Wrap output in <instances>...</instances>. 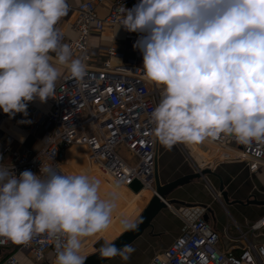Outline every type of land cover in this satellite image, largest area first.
<instances>
[{
    "label": "clouds",
    "instance_id": "9594fccd",
    "mask_svg": "<svg viewBox=\"0 0 264 264\" xmlns=\"http://www.w3.org/2000/svg\"><path fill=\"white\" fill-rule=\"evenodd\" d=\"M119 12L120 27L141 34L133 48L143 55L144 78L160 90L150 122L161 145L222 135L264 142V0H139ZM68 13V0H0V110L10 118L54 98L53 61L87 88L86 64L72 58L56 27ZM58 167L43 163L40 175L19 177L0 167V238L27 244L46 234L62 240L55 264H85L82 238L109 227L114 203L100 198L98 180ZM133 251L108 241L97 250L122 264Z\"/></svg>",
    "mask_w": 264,
    "mask_h": 264
},
{
    "label": "built area",
    "instance_id": "2783aa9c",
    "mask_svg": "<svg viewBox=\"0 0 264 264\" xmlns=\"http://www.w3.org/2000/svg\"><path fill=\"white\" fill-rule=\"evenodd\" d=\"M104 3L111 6L108 14L100 19L95 11L98 5ZM138 3L139 0H95L80 4L73 28L78 34L76 40L68 41L58 22L56 27L62 33L61 43L69 45L72 58L83 54L88 73L87 88L82 89L70 72L60 75L54 98L46 101L51 108L41 123L43 136L39 138V147L29 146L20 151L4 147L0 167L12 170L17 177L25 170L40 175L43 163L54 167L59 165L57 170L68 173L67 152L80 148L92 164L110 175L118 185L128 188L138 182L143 190L155 194L158 139L152 132L150 114L159 103L160 90L144 78L143 66L138 64L143 62L142 53L136 49V60L115 65L110 58L116 57L117 52L110 47L107 49L108 60L99 67L88 66L92 36L106 29L119 28V9L123 6L131 9ZM119 29L133 44L141 35L128 32L123 26ZM30 107L28 103L27 122L31 126L30 133H35L39 129L35 123L38 112ZM204 142L223 148L234 160L247 163L252 173L264 166V142L253 141L244 145L237 143L234 137L223 135ZM177 145L186 150L183 143ZM124 151L131 159H137V163L125 160ZM208 189L219 198L212 189ZM221 205L226 210L222 202ZM262 221L264 216L248 225L246 230L238 228L241 246L222 251L220 235L204 219H198L189 223L185 232L168 248L156 253L148 264H264V244L255 242L264 231ZM58 243L62 240L51 239L46 234L35 236L27 244H14L0 238V249H16L41 264L50 253L57 255ZM18 253L10 254L0 264H21Z\"/></svg>",
    "mask_w": 264,
    "mask_h": 264
},
{
    "label": "crops",
    "instance_id": "0c3cea01",
    "mask_svg": "<svg viewBox=\"0 0 264 264\" xmlns=\"http://www.w3.org/2000/svg\"><path fill=\"white\" fill-rule=\"evenodd\" d=\"M87 1L95 0H68L69 13L60 20L59 25V28L65 32L68 41L76 40L78 37V34L73 30L78 17L76 10L80 4ZM110 6V3L98 5L95 11L96 16L100 19L104 18L108 14ZM110 47L115 48L117 52L116 57L110 58L113 64L117 65L125 61L136 60V49L133 48V43L126 40L124 32L118 28L106 29L99 34H94L90 39L88 53L91 56V60L88 63V66L99 67L108 60L107 49ZM76 58L83 61V54L73 57V59ZM53 63L60 72V75H66L70 72L66 66L59 65L55 63V61H53ZM142 63L143 62H138L140 65H142ZM29 103L31 104L30 108L35 109L38 112V116L35 118V123L38 124L39 129L36 130L35 133L34 131L33 133H30L31 126L27 122L29 115L25 117L22 113H17L14 117L10 118L9 115L0 110V160L4 159L1 157V152L6 146H10L17 151L23 150L25 147L29 146L39 147V138L43 136L41 123L44 122V115L49 112L51 105L48 102L41 103L39 100H34ZM157 148L156 169L158 171L161 186H166L167 184L185 176L197 174V172H194V174H192L193 172H181L175 180L174 178L171 179L174 175L164 169L166 165L163 164V162L170 158L173 159V156L177 153L178 149L176 146L169 148L170 150L164 149V146L161 145L159 141ZM165 153H167V158L165 157V159H162L161 161V158ZM221 157L224 159L223 156ZM220 158H218L219 160H214V163L221 161ZM169 162L171 161H166V163ZM220 163L222 164L213 167L214 170L212 169V171L214 174L211 176L218 180L220 190L221 187H225V182L230 184V191L227 190L226 192L227 200L230 201V209L226 206L225 210L222 206H219L214 202L213 196L209 194L210 190L208 187L207 190L209 192L206 190L204 184L198 179L186 182L169 192L165 198L167 208L152 221L151 226L138 240L135 241L136 248L151 249L153 250L152 254L155 252V249L159 250L158 252L165 250L178 236L185 232L189 223H193L198 219H204L213 231L220 235L221 239L219 246L222 251L241 246L238 238V228L246 230L248 225L258 221L264 216V166H260L252 173L247 167V163L245 164L238 160ZM224 168L226 169L224 170V173H222ZM161 170L162 172H160ZM241 174H245L246 179H238ZM98 176L99 178L102 177L101 175ZM252 177L254 182H252ZM201 178L203 179V177ZM104 182L110 184L106 178L104 179ZM109 186L110 188H113L111 185ZM114 186V192H122L123 187L118 186L116 183ZM119 195H121V193ZM148 196L149 191H143L139 195L133 194L132 200ZM152 198L153 195L146 199L143 209L141 208L142 212ZM253 201L262 202L263 205L247 206L248 203ZM116 219H118V216L110 221L109 225L111 227L113 223L116 222ZM110 226L109 228H111ZM101 234L104 235L105 233ZM255 242L257 244H264V231ZM53 255L54 254L50 253L46 260L41 264H52ZM151 257L150 253L149 258ZM17 258L21 264H37L25 253H18Z\"/></svg>",
    "mask_w": 264,
    "mask_h": 264
},
{
    "label": "rangeland",
    "instance_id": "374dc122",
    "mask_svg": "<svg viewBox=\"0 0 264 264\" xmlns=\"http://www.w3.org/2000/svg\"><path fill=\"white\" fill-rule=\"evenodd\" d=\"M142 66H143V63H142ZM184 145L186 147V150H183L177 144L174 145L178 149L177 153L173 156V159L170 158V159L165 160V162H163V164L166 165L164 169H166L167 172L169 171V173H172L174 175V177H172L171 179L174 178L175 180L181 172L183 173L193 172L192 174H194V172L199 173L204 170L213 169L214 160L216 161L221 156H223L224 159H222L221 157L220 162L227 163V162L234 161V158L229 157L226 154V152H222L221 154H219L220 149L217 150V147H214L212 145L208 146L204 144V142L198 143V144H184ZM164 149L168 150L169 148L164 147ZM157 151H158V148H157ZM122 155L125 158V160H127L129 163H133V164L137 163V159L135 158L131 159L128 152L124 151L122 152ZM165 157L167 158V153L163 155V157L161 158V161L162 159H165ZM166 161H171V162L166 163ZM221 164L222 163L218 165H221ZM225 169L226 168L223 169L222 173H224ZM67 170L70 172V174L86 173L91 180H98L100 182L99 184L100 198L102 200H110L114 203V208L111 214V220H114V218L118 216V219H116V222L113 223L112 227L109 225L111 228L108 227L107 229H105L106 231L103 230L102 232L97 233L94 236L83 238L82 247H81V255L87 256L88 258L97 253V250L95 249V245L101 240L108 241V242H114L116 239L120 238L126 232L125 226L127 224H134L136 222V220L141 215V212H142L141 208L143 209V206L145 204L144 202L146 201V199H148L153 194L150 191L148 197H142L137 200H132L133 194L130 191H128L124 186H121L123 187L122 192H118L119 194L121 193V195H119L117 192H114V189H115L114 182L115 181L111 177L104 175L105 173H102V171L97 166L92 164L88 160L86 153L83 152V150L80 148H73L67 152ZM162 170L160 172H162ZM220 172H221V169H220ZM98 175H101L102 177L99 178ZM105 178L106 180H108V182H110V184H106L104 182ZM243 178L246 179L245 174H241L238 179H243ZM201 179H198V180L204 184V186L206 187V190L208 187L212 189L216 195L219 196V198H216L212 194L211 191L209 192L207 190L209 194L213 196L214 202H216L219 206H222L221 205V202H222L225 206H227L230 209L231 207L229 205L230 201L224 200L223 194L221 193V190L219 188L218 180L211 175H205L204 178L202 180ZM252 182H254L253 177H252ZM109 185H111V187L113 188H110ZM229 185L230 184L225 182L224 186L226 188L223 187L224 193H226L227 190L230 191L231 186ZM154 187H155V183H154ZM101 233H105V234L102 235ZM135 244H136L135 242L130 244L132 248L134 249V251L131 253L130 258L127 261V264H148L152 260L154 255L159 251L155 249L154 250L155 252L152 254L153 250L147 249V248H136ZM13 253H17V251L14 250L13 248L0 249V261L3 260L7 255L13 254ZM150 253L152 256L151 258H149ZM52 258H53L52 264H55L56 255H53ZM106 264H122V262L120 258L117 257L107 262Z\"/></svg>",
    "mask_w": 264,
    "mask_h": 264
},
{
    "label": "water",
    "instance_id": "95a60500",
    "mask_svg": "<svg viewBox=\"0 0 264 264\" xmlns=\"http://www.w3.org/2000/svg\"><path fill=\"white\" fill-rule=\"evenodd\" d=\"M220 161L214 163L213 167L218 165ZM157 168V167H156ZM214 172L212 169L204 170L200 173L185 176L180 178L174 182L167 184L166 186H161L158 171L156 169L155 173V194L153 198L150 200L149 204L146 206L140 217L134 223L135 227L133 230H127L120 238L116 239L113 243H115L117 248H120L124 245H130L138 240L144 232L151 226L152 221L163 211L167 208V202L165 200L166 196L169 194L170 191L173 189L181 186L182 184L189 182L191 180H196L205 175H212ZM128 189L133 192L134 194H139L143 191L142 186L138 182H134L132 185L128 187ZM221 192L223 193V197L225 201H227V194L223 192V187H221ZM263 205L262 202L253 201L247 204V206H258ZM104 240H101L95 245V249L98 250L103 244ZM111 260L102 259L98 252L85 260V264H106Z\"/></svg>",
    "mask_w": 264,
    "mask_h": 264
},
{
    "label": "bare ground",
    "instance_id": "6f19581e",
    "mask_svg": "<svg viewBox=\"0 0 264 264\" xmlns=\"http://www.w3.org/2000/svg\"><path fill=\"white\" fill-rule=\"evenodd\" d=\"M204 144H206V145H208V146L210 145V144H208V143H206V142H204ZM217 149H218V150L220 149V153H219V154H221L222 152H224V151H223V150H224L223 148H218V147H217ZM225 151H226V150H225ZM225 155H226V154H225ZM228 156H229V155H228ZM66 167H67V166H66ZM67 171H68V170H67ZM68 173L70 174L69 171H68ZM102 173H104V172H102ZM104 175L111 177V176L108 175V174H104ZM115 183H116V182H115ZM116 184H117V183H116ZM117 185H118V184H117ZM118 186H119V185H118ZM126 188H127V187H126ZM127 189H128V188H127ZM128 191H130V190L128 189ZM143 191H149V190H143ZM143 191H142V192H143ZM130 192H131V191H130ZM149 192H150V191H149ZM131 193L134 194L133 192H131ZM140 193H141V192H140ZM140 193H139V194H140ZM139 194H134V195H139ZM84 251H85V250H84ZM82 252H83V251H82Z\"/></svg>",
    "mask_w": 264,
    "mask_h": 264
},
{
    "label": "trees",
    "instance_id": "16d2710c",
    "mask_svg": "<svg viewBox=\"0 0 264 264\" xmlns=\"http://www.w3.org/2000/svg\"><path fill=\"white\" fill-rule=\"evenodd\" d=\"M14 250H16V249H14ZM9 255H10V254H9ZM9 255H7V256H9ZM7 256H6V257H7ZM6 257H5V258H6ZM5 258H4V259H5Z\"/></svg>",
    "mask_w": 264,
    "mask_h": 264
}]
</instances>
